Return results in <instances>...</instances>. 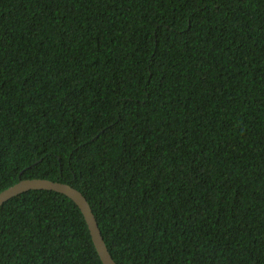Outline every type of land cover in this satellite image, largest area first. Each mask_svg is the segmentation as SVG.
Here are the masks:
<instances>
[{
	"label": "trees",
	"instance_id": "obj_1",
	"mask_svg": "<svg viewBox=\"0 0 264 264\" xmlns=\"http://www.w3.org/2000/svg\"><path fill=\"white\" fill-rule=\"evenodd\" d=\"M32 178L117 264H264V0H0V192ZM0 264L103 262L31 190Z\"/></svg>",
	"mask_w": 264,
	"mask_h": 264
},
{
	"label": "water",
	"instance_id": "obj_2",
	"mask_svg": "<svg viewBox=\"0 0 264 264\" xmlns=\"http://www.w3.org/2000/svg\"><path fill=\"white\" fill-rule=\"evenodd\" d=\"M31 190L55 191L69 197L72 201H74L87 222L92 241L103 264H117L108 251L96 217L86 197L81 191L69 184L43 178L20 179L14 185L0 192V207L10 199Z\"/></svg>",
	"mask_w": 264,
	"mask_h": 264
}]
</instances>
